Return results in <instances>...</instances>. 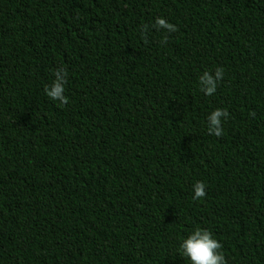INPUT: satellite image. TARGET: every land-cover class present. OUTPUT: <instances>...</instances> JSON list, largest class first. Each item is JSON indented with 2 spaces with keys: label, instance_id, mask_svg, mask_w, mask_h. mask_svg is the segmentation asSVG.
<instances>
[{
  "label": "trees",
  "instance_id": "obj_1",
  "mask_svg": "<svg viewBox=\"0 0 264 264\" xmlns=\"http://www.w3.org/2000/svg\"><path fill=\"white\" fill-rule=\"evenodd\" d=\"M197 227L264 264V0H0V264H188Z\"/></svg>",
  "mask_w": 264,
  "mask_h": 264
},
{
  "label": "clouds",
  "instance_id": "obj_2",
  "mask_svg": "<svg viewBox=\"0 0 264 264\" xmlns=\"http://www.w3.org/2000/svg\"><path fill=\"white\" fill-rule=\"evenodd\" d=\"M156 30L166 32L175 31V27L165 19L157 17L152 24ZM52 82L43 88L44 95L50 100L64 105L67 97L64 95L67 73L59 68L53 71ZM224 69L216 67L211 73L204 71L198 77L200 91L204 95H212L216 91L217 83L223 78ZM229 113L221 108H215L206 115V131L209 135L220 137L223 133L222 123L228 119ZM205 184L196 181L192 184V199L197 200L205 196ZM221 245L213 238L212 233L202 227L191 230L180 238L178 253L186 258L188 264H226L225 257L220 251Z\"/></svg>",
  "mask_w": 264,
  "mask_h": 264
}]
</instances>
